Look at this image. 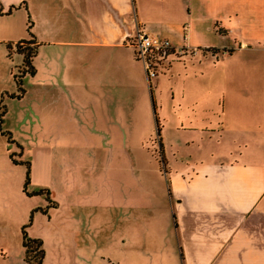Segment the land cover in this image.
Returning a JSON list of instances; mask_svg holds the SVG:
<instances>
[{
    "label": "crops",
    "instance_id": "obj_1",
    "mask_svg": "<svg viewBox=\"0 0 264 264\" xmlns=\"http://www.w3.org/2000/svg\"><path fill=\"white\" fill-rule=\"evenodd\" d=\"M139 26L174 47L156 71L178 79L171 100L195 107L190 127L173 126L201 134L204 158L166 167L152 202L142 184L138 195L121 188L117 202L106 199L117 210L115 253L48 249L41 264H264V0H0V93L26 95L27 74L5 84L23 67L16 43L32 39L34 69L42 49L55 63L49 96L63 106L48 118L63 120L69 95L99 130L92 141L113 145L114 129L128 140L132 127L148 128L146 84L153 96L128 45Z\"/></svg>",
    "mask_w": 264,
    "mask_h": 264
},
{
    "label": "rangeland",
    "instance_id": "obj_2",
    "mask_svg": "<svg viewBox=\"0 0 264 264\" xmlns=\"http://www.w3.org/2000/svg\"><path fill=\"white\" fill-rule=\"evenodd\" d=\"M48 53L39 51L34 64L38 71L27 74L24 84L26 95L10 99L0 93V110L8 108L0 118V260L9 264L25 263L22 248H34L35 242L44 253L48 249L115 253L117 210L107 209L106 199L117 202L121 188L138 195L142 184L143 201L152 202L155 193L165 189L164 169L203 159L207 145L201 134L176 131L173 126L182 122L190 127L187 123H193L195 107L178 106L170 99L178 79L162 68L151 80L153 96L145 87L148 128L132 127L128 140L123 141L114 129L113 145L92 141L99 130L76 114L82 100L73 102L69 95L64 97L63 120L48 118L51 105H57L58 112L63 106L49 96L52 79L48 76L55 63L45 61ZM12 76L5 84L9 90L18 85ZM158 103L161 111L156 110ZM102 106L100 102L95 108Z\"/></svg>",
    "mask_w": 264,
    "mask_h": 264
},
{
    "label": "built area",
    "instance_id": "obj_3",
    "mask_svg": "<svg viewBox=\"0 0 264 264\" xmlns=\"http://www.w3.org/2000/svg\"><path fill=\"white\" fill-rule=\"evenodd\" d=\"M128 45L132 46L135 55L142 61L144 69L149 79L156 75V64L174 47L168 39L147 32L145 29L137 28L132 39L128 40ZM181 48H179L180 50Z\"/></svg>",
    "mask_w": 264,
    "mask_h": 264
},
{
    "label": "trees",
    "instance_id": "obj_4",
    "mask_svg": "<svg viewBox=\"0 0 264 264\" xmlns=\"http://www.w3.org/2000/svg\"><path fill=\"white\" fill-rule=\"evenodd\" d=\"M34 41L31 39L29 41L24 40L22 42L16 43L15 48L19 53L24 56L23 67L19 70L18 74L14 76L17 84L20 86L21 77L25 74H34L35 69L31 65V59H33L36 51L34 46ZM40 243L35 242L34 248H25L24 260L27 264H41L44 251L39 247ZM28 247L29 244H24Z\"/></svg>",
    "mask_w": 264,
    "mask_h": 264
}]
</instances>
